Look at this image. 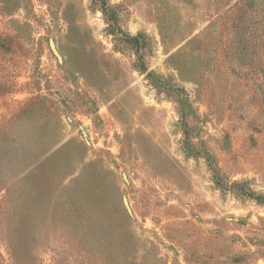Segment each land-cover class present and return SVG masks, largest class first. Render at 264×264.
I'll return each instance as SVG.
<instances>
[{
  "label": "rangeland",
  "instance_id": "1",
  "mask_svg": "<svg viewBox=\"0 0 264 264\" xmlns=\"http://www.w3.org/2000/svg\"><path fill=\"white\" fill-rule=\"evenodd\" d=\"M105 1L0 0V264H264V0Z\"/></svg>",
  "mask_w": 264,
  "mask_h": 264
},
{
  "label": "trees",
  "instance_id": "2",
  "mask_svg": "<svg viewBox=\"0 0 264 264\" xmlns=\"http://www.w3.org/2000/svg\"><path fill=\"white\" fill-rule=\"evenodd\" d=\"M96 1H98V6L100 7V10L103 14L104 21L107 24V31L108 33L113 35L114 40L120 43L128 44L131 47L133 46L137 47L139 44V37L137 35H129L120 29V27L117 24V17L114 13V10L112 9V6H110L105 0H96ZM137 67L138 70L142 72H145L146 70L143 64H138ZM147 76L150 77L151 81H153L155 85H157L158 82L153 77L152 72L147 73Z\"/></svg>",
  "mask_w": 264,
  "mask_h": 264
}]
</instances>
